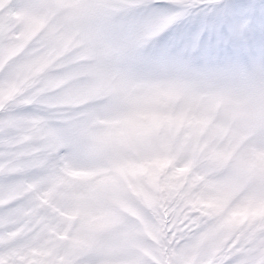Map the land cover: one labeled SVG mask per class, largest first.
I'll list each match as a JSON object with an SVG mask.
<instances>
[{
	"label": "snow or ice",
	"instance_id": "snow-or-ice-1",
	"mask_svg": "<svg viewBox=\"0 0 264 264\" xmlns=\"http://www.w3.org/2000/svg\"><path fill=\"white\" fill-rule=\"evenodd\" d=\"M0 264H264V0H0Z\"/></svg>",
	"mask_w": 264,
	"mask_h": 264
}]
</instances>
